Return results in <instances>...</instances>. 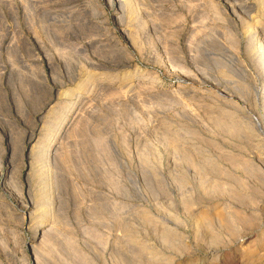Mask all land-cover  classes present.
<instances>
[{
    "label": "rangeland",
    "instance_id": "374dc122",
    "mask_svg": "<svg viewBox=\"0 0 264 264\" xmlns=\"http://www.w3.org/2000/svg\"><path fill=\"white\" fill-rule=\"evenodd\" d=\"M0 264H264V0H0Z\"/></svg>",
    "mask_w": 264,
    "mask_h": 264
}]
</instances>
